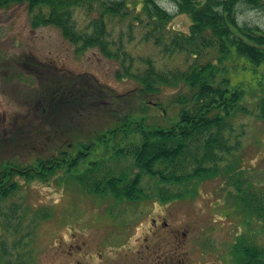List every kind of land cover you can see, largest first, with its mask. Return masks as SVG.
Masks as SVG:
<instances>
[{"label":"rangeland","instance_id":"obj_1","mask_svg":"<svg viewBox=\"0 0 264 264\" xmlns=\"http://www.w3.org/2000/svg\"><path fill=\"white\" fill-rule=\"evenodd\" d=\"M156 2L172 14L166 24L169 29L188 30L190 18L187 13L178 11L171 0ZM39 10L44 14L48 7L37 5L30 9L27 1L0 7V163L4 160L28 163L35 155L45 154L52 148L47 136L64 126L51 125L43 120V109L38 103L40 96H32L53 82L73 93L94 94L93 100H83L78 117L72 115L71 124L79 119L80 129L84 128L80 131H87V134L95 130L101 132L107 124L103 104L108 90L124 94L132 92L130 103L136 110L137 103L147 101L142 112L149 122L166 125L174 119L176 107L168 98L176 87L164 86L156 96L141 98L136 80L129 76L116 78L113 70L118 67L117 63L105 58L97 47L77 49V45L67 40L57 26L32 25V15ZM141 13L138 0L131 13L121 17L108 15L109 24L106 23L112 34H121L123 46L130 54L147 58L155 69L183 67L187 62L183 54L162 52L142 37L147 25L141 24ZM73 16L80 25L90 18L82 9H76ZM235 18L238 23L254 24L264 30V12L258 9L238 2ZM231 60L233 80L245 82L259 74L260 81L264 79V64L254 68L245 65L242 57L231 56ZM132 63V69H141L147 61ZM245 94L243 104L247 111L236 115L232 124V136L237 140L235 147L219 164L216 176L199 180L193 186L166 185L165 189L172 192H185L163 202L155 197L153 190L150 198L136 201L117 200L108 191L104 195L88 193L77 181L61 178L60 173L47 183L32 181L27 184L16 177L18 189L0 199V245L10 244L13 239L28 233L26 243H21L27 248L28 255L23 257L28 256V262L75 264L74 258L64 254H74L77 246L84 252L89 246L95 250L94 246H97L104 253V242L117 246V238L126 236L120 251L125 247L132 248L135 246L132 238L145 236L148 221L153 218L156 221L164 219L170 233L185 234L183 251L188 264L210 261L230 264L228 250L238 236L264 247V221L244 216L233 201L238 194L236 185L241 187L240 191L264 194V121L255 115L253 96ZM157 100L161 107L152 103ZM78 137L64 135L54 143L59 147L77 141ZM104 166L111 167L114 172L123 171L128 177H132L135 171L126 158L104 156ZM153 183V179L143 177L140 185L147 189L152 188ZM11 208L12 219L21 220V228L16 232L5 230L2 224L5 218L1 217ZM168 230H158L160 238H165ZM2 246L0 264L14 262L16 255L8 259ZM165 250L170 251L172 247L167 242L160 243L158 252ZM19 252L23 254L21 249ZM86 256L87 253L80 258L81 261L86 262L87 259L83 258ZM102 261L104 263V256ZM91 263L98 264L99 261L92 257Z\"/></svg>","mask_w":264,"mask_h":264},{"label":"trees","instance_id":"obj_2","mask_svg":"<svg viewBox=\"0 0 264 264\" xmlns=\"http://www.w3.org/2000/svg\"><path fill=\"white\" fill-rule=\"evenodd\" d=\"M22 1H27L30 9L37 5L48 7L47 13L39 10L32 15V25L57 26L77 49L97 47L105 58L117 63L118 67L113 70L116 78L129 76L136 80L141 98L156 96L164 86L176 87L168 98L176 111L174 119L166 125L149 122L142 112L147 101L137 103L138 112L130 103L132 92L108 90L105 94L108 99L103 104L107 124L101 132L95 130L87 134L80 131L84 128L80 129L78 118L71 124L72 115L78 117L83 100H93L94 94H84L82 90L73 93L53 82L35 92L32 98L40 96L38 103L43 109V120L64 128L55 129L47 136L52 148L45 154L35 155L28 163L18 161L19 164L14 160L0 163V199L18 189L16 177L27 184L47 183L60 173L61 178L77 181L88 193L104 195L108 191L117 200L136 201L150 198L153 190L159 201L171 200L185 191L172 192L165 189L166 185L193 186L199 180L218 174L219 164L235 147L237 140L232 136V124L236 115L247 111L243 104L245 93L253 96L255 115L264 121V79L260 81L259 74L245 82L233 80L231 60V56L242 57L245 65L254 68L264 64V30L254 24L238 23L235 18L238 2L264 12V0H171L178 11L187 13L190 18L186 32L166 26L172 14L156 0H140V22L147 25L142 37L162 52L183 54L187 61L183 67L167 70L155 69L147 58L130 54L123 46L121 34H112L109 30L106 16L129 14L138 0H0V7ZM76 9L90 16L82 25L73 16ZM135 60L147 61V64L141 69H132ZM152 103L161 107L158 100ZM64 135L79 137L73 143L57 147L54 142ZM104 156L129 160L135 169L133 176L104 166ZM143 177L154 180L152 188L140 185ZM235 190L238 194L233 201L240 212L248 218L264 221V194L240 191L239 185ZM12 211L8 209L1 217L5 218L2 224L5 230L16 232L21 228V220L12 219ZM27 237L28 233L10 244L5 242L2 246L1 243L8 259L16 255L14 262L10 260L8 264H25L23 256L28 255V251L21 243H26ZM228 254L230 264H264V247L243 236L234 238Z\"/></svg>","mask_w":264,"mask_h":264},{"label":"flooded vegetation","instance_id":"obj_3","mask_svg":"<svg viewBox=\"0 0 264 264\" xmlns=\"http://www.w3.org/2000/svg\"><path fill=\"white\" fill-rule=\"evenodd\" d=\"M158 230H168L164 219L162 221H156V219L150 218L145 231L147 234L142 237L132 238V242L135 244L132 248L126 249L125 247L123 251H120L123 243L126 241L124 240L125 236L122 239L120 237L117 238V246L114 245L115 243L110 246L107 242H104V253L97 246H94L96 250L89 246L86 252L77 246L74 254L65 253L64 255L74 258L75 264H92V257H95L99 261L98 264H188L185 252L183 251L185 247V234L183 232L181 234L170 233L168 230L169 234L162 239L158 235ZM104 241H107V239H104ZM162 242L169 243L172 250L158 252V248ZM85 253L88 256L83 257L87 259L86 262H83L80 258ZM103 256L104 263L102 261ZM29 260L30 258L25 260L26 262L24 263L33 264V262H28ZM207 264L217 263L210 261Z\"/></svg>","mask_w":264,"mask_h":264}]
</instances>
